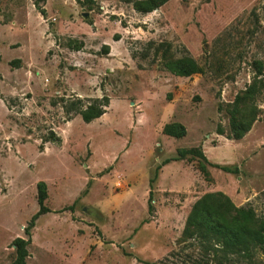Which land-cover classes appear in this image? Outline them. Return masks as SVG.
I'll return each mask as SVG.
<instances>
[{"label": "rangeland", "instance_id": "rangeland-1", "mask_svg": "<svg viewBox=\"0 0 264 264\" xmlns=\"http://www.w3.org/2000/svg\"><path fill=\"white\" fill-rule=\"evenodd\" d=\"M135 1L45 0L42 15L33 0H0V264L26 238L41 180L49 212L31 230L26 264H264L260 248L225 254L182 238L207 192L264 217V91L243 140L216 133H228L227 107L254 62L264 69V0H169L150 13ZM164 54L192 57L203 74H171ZM103 96L98 119L67 112ZM169 122L186 135L162 134ZM187 147L238 174L207 166V180L189 158L160 165Z\"/></svg>", "mask_w": 264, "mask_h": 264}, {"label": "trees", "instance_id": "trees-1", "mask_svg": "<svg viewBox=\"0 0 264 264\" xmlns=\"http://www.w3.org/2000/svg\"><path fill=\"white\" fill-rule=\"evenodd\" d=\"M45 0H33L34 7L40 14H44V9L40 3ZM79 2V0H77ZM169 0H137L133 3V8L140 13H150ZM76 50L81 48V44L74 46ZM169 49V46L166 47ZM166 50V52H167ZM163 67L171 74L178 77H190L194 74H203L202 67L189 56L173 59L166 58L164 54ZM255 75L251 83L242 91L237 93L233 101L227 107L228 133L218 125L216 133L225 135L232 140L242 139L252 128L258 119V110L253 105L252 100L264 91V69L261 61L254 62ZM109 99L106 96L96 98L85 108H81L80 101L72 102L67 112L75 111L80 115L85 123H89L101 117L108 106ZM220 109V108H219ZM187 133L186 127L180 122H169L163 125L162 134L181 138ZM187 158L197 161V168L205 179L209 180L210 175L207 166L216 167L226 173L238 174L237 166L212 164L206 158L201 147L178 148L176 155L165 158L161 166L171 161H181ZM160 166V167H161ZM157 166L153 177L150 179V186L157 178ZM37 212L31 217L28 225L24 228L26 238L16 237L12 241L14 247V259L10 264H26L28 257L27 246L31 241V230L36 219L49 209L45 205L47 199L46 183L41 180L36 183ZM152 190L149 192V209L152 208ZM183 239H193L203 248L222 251L225 254L250 255L255 248L264 250V217L256 215L251 206H236L228 195L221 191L207 192L199 197L192 205L182 230Z\"/></svg>", "mask_w": 264, "mask_h": 264}, {"label": "crops", "instance_id": "crops-1", "mask_svg": "<svg viewBox=\"0 0 264 264\" xmlns=\"http://www.w3.org/2000/svg\"><path fill=\"white\" fill-rule=\"evenodd\" d=\"M249 132H250V131H249ZM249 132H248V133H249ZM248 133H247V134H248ZM247 134H246V135H247ZM246 135H245V136H246ZM245 136H244L242 139H240V140H233V142H236V141L239 142V141L243 140V139L245 138ZM219 137H221V136H219ZM226 139L228 140L229 143H232V139H228V138H226ZM204 151H205V149H204ZM206 158H207V157H206ZM208 161H209V160H208ZM209 162H210V161H209ZM167 164H168V163H167ZM167 164H165L164 166H166ZM218 165H232V166H235L234 164H218ZM221 192H222V191H221ZM223 193H224V192H223ZM225 194H226V193H225ZM226 195H227V194H226ZM230 199H231V198H230Z\"/></svg>", "mask_w": 264, "mask_h": 264}, {"label": "water", "instance_id": "water-1", "mask_svg": "<svg viewBox=\"0 0 264 264\" xmlns=\"http://www.w3.org/2000/svg\"><path fill=\"white\" fill-rule=\"evenodd\" d=\"M84 16L87 17V14L85 13Z\"/></svg>", "mask_w": 264, "mask_h": 264}]
</instances>
